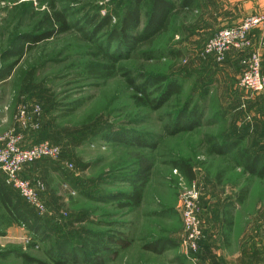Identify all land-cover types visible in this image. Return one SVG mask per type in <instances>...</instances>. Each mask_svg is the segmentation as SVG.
<instances>
[{
  "label": "rangeland",
  "instance_id": "1",
  "mask_svg": "<svg viewBox=\"0 0 264 264\" xmlns=\"http://www.w3.org/2000/svg\"><path fill=\"white\" fill-rule=\"evenodd\" d=\"M142 2L141 30L152 0ZM133 4L134 0H0V76L11 71L0 81V132L21 133L22 145L32 143L25 141L30 132L42 133L43 141L60 149L59 159L35 163L20 174L37 189L44 206L40 213L16 192L12 200L26 213L31 228L12 221L0 202V264H28L20 255L39 264H81L56 260V246L63 241L69 248L77 247L76 242L90 234L110 235L118 242L99 253L102 264H200L199 251L188 253L182 244L183 203L194 192L195 211L206 231L209 207L246 188L249 198L243 211H252L256 202L262 208L264 232V178L245 173L235 151L210 152L221 148L220 138L231 129L241 137L240 149L249 154L264 151V140L253 142L243 129L247 123L264 129V96L239 87L244 62L229 60L236 57L232 51L238 50H230L224 62L208 64L200 47L211 32L197 31L206 24L207 13L190 4L171 17L167 30L157 35L149 51L114 56L115 45L105 35L96 38L86 32L84 13L110 15L117 26ZM51 5L67 14L70 28L16 56V48L26 37L42 33L38 21L50 13ZM178 10L182 9L176 6ZM256 49L252 44L239 51L247 54ZM90 63L104 64L107 69L89 72ZM140 75L176 80L182 91L161 107L157 102H150L152 107L139 106L140 95L132 85L141 83ZM148 93H153L151 88ZM249 101H258L259 109ZM187 103L189 108L196 104L203 110V121L192 130L176 131L173 122L181 119ZM74 105H78L76 110L67 115L65 111ZM21 109L27 126L18 121ZM34 109L39 110L35 113ZM116 133L134 134L155 143V148L108 141ZM142 161L151 169L137 208L121 209L115 200H94L129 191L121 178ZM174 162L187 165L193 179L189 181ZM243 221L240 229L248 222L240 219V224ZM157 239L173 241L175 246L158 251Z\"/></svg>",
  "mask_w": 264,
  "mask_h": 264
},
{
  "label": "trees",
  "instance_id": "2",
  "mask_svg": "<svg viewBox=\"0 0 264 264\" xmlns=\"http://www.w3.org/2000/svg\"><path fill=\"white\" fill-rule=\"evenodd\" d=\"M179 8L182 10L176 11L175 3L169 0H152V5L150 12L148 14V20L141 30V14L143 11V2L142 0H134V4L131 9L127 10L118 25L116 26L112 23V18L110 15L100 16L98 14H93V16L85 15V25H87L86 32L90 33L93 37H98L100 34L105 35L110 45H115L114 56L118 54L124 53H143L149 51L153 45L154 41L160 33L167 30L171 17L174 15H178L183 12V9L188 8L190 5V0H179ZM84 9L80 12H84ZM67 23V14L64 11L55 10V6H50V13L46 14L41 20L38 21V30L41 31L40 35L29 36L26 37L16 48L15 55L21 57L24 52L30 51L35 48V46L42 41L56 36L58 34L66 32L70 27ZM218 30V29H217ZM216 30V31H217ZM210 34V36L205 40V42L213 36L216 32ZM205 42L201 45L200 48H203ZM29 43L27 47L26 44ZM109 50V49H108ZM202 50V49H201ZM110 51V50H109ZM236 54V58L238 60L243 61L247 54L244 51H232ZM227 52L225 54L224 59L221 62L226 60L228 55ZM243 53V54H242ZM201 55L204 56L203 52ZM113 57V56H112ZM204 58H207L208 64L216 62L215 58L212 55H206ZM210 66V65H209ZM212 66V64H211ZM88 71L93 73H98V71L105 72L104 70L107 67L104 64L100 63H90L88 65ZM209 68V67H208ZM10 70L5 71L2 76H0V81L4 80L6 77L10 75ZM138 81H141L140 84L132 85L136 94L140 95L137 97L136 102L139 106L150 107V102H157L156 106L161 107L164 103H166L173 95H177L182 91V84L177 82L176 80L158 77V76H145L140 75ZM152 89L153 93L149 94V89ZM150 96H155L154 99H149ZM78 105L72 106L70 109L65 111L67 115L72 114ZM152 107V106H151ZM190 109V110H189ZM182 117L181 119H177L173 122L174 130H192L200 126L203 121V113L202 109L196 104L189 108L188 103L182 108ZM188 110V112H186ZM181 111V110H180ZM172 127V128H173ZM169 128V127H168ZM236 133V132H235ZM29 137L32 138V145L34 143L43 141V134H37L36 132H30L28 134ZM227 138V137H226ZM210 140V139H209ZM223 142L221 144V148L213 147L210 149V152L216 153L219 155L229 153L230 151H235V155L239 158V162L237 163L239 166L242 165L245 173H248L251 176H257L260 178H264V155L258 153L259 151H255L253 154L246 153L243 149H240L239 144L241 142V137L235 135L232 138L224 139L220 138ZM23 141V140H22ZM108 141H113L117 144L121 145H135L137 147L149 146L150 148H155V143H146L143 141L141 137H138L134 134H123L120 135L118 133L114 134V136L110 137ZM211 141V140H210ZM148 144V145H147ZM22 145V144H21ZM22 145V146H29ZM48 159H43L40 161H36L34 163L28 164L25 167L31 166L35 163L47 162ZM173 166L180 171L184 172L183 174L190 181L193 179V172L191 169L181 162H174ZM24 167V168H25ZM151 169V166L145 161L141 163L140 167L133 171H129L126 175H123L121 180L124 184L129 186V191L123 193H108L111 194L107 198H97L99 202H112L115 200L118 208H130V207H138L141 203L142 199V186L144 185L148 173ZM186 171V173H185ZM120 178V177H118ZM85 187V186H84ZM16 190L7 186L4 183L3 175L0 173V202L8 209L9 216L12 221L19 222L31 228L29 222L25 216L26 213L22 212L18 207V204L15 203L12 199L17 198ZM87 192V191H86ZM97 191H94L93 194H96ZM102 190H99L97 195L100 194ZM247 189L243 188L239 191L237 201L242 202L247 197ZM18 193V192H17ZM91 193V192H90ZM15 195V197H14ZM19 195V193H18ZM85 195V194H84ZM90 195V194H89ZM20 196V195H19ZM25 214V215H24ZM202 222V221H201ZM203 225V223H202ZM91 235V234H90ZM82 237L81 240L76 242L77 247L71 245L72 247H68L67 243L60 242L56 246L57 255L56 260H73L79 261L81 264H102V258L99 256V253L104 252L110 249L111 244H118L117 241L112 239L110 235L103 237V235H92V236ZM203 236H204V228H203ZM202 236V239H203ZM202 239L199 241V249L202 245ZM158 242V243H156ZM155 247L158 246V251H162L165 247H174L175 243L173 241H169L167 239H157L155 241ZM161 246V247H160ZM153 247V250L156 251V248ZM198 249V251H199ZM98 254V255H97ZM94 255V256H93ZM24 262L28 264L40 263L36 259H31L26 256L20 255ZM90 256H93L92 258ZM82 260H79V259Z\"/></svg>",
  "mask_w": 264,
  "mask_h": 264
},
{
  "label": "crops",
  "instance_id": "3",
  "mask_svg": "<svg viewBox=\"0 0 264 264\" xmlns=\"http://www.w3.org/2000/svg\"><path fill=\"white\" fill-rule=\"evenodd\" d=\"M178 1H175L177 7L180 5ZM219 3L222 5H219L220 9L214 10L213 6H217ZM190 4L192 8L201 10L204 8L207 13V22L197 29L198 32L207 30V32L213 33L222 27L239 23L247 15L264 12V0H190ZM232 12L234 15L231 14ZM219 14H222L223 18H220ZM251 39L253 46H256L261 52L264 49V46L260 44L264 42V34L254 31ZM229 58L230 61H238L236 57L230 56ZM260 95L264 96V94ZM249 102L259 109V106L256 105L259 103L258 101ZM2 123L3 118L0 114V126ZM244 127L246 134L252 137L253 142L264 140V129L260 131L250 123L245 124L243 129H245ZM231 130L224 136V139L237 135ZM27 139L32 142L31 137H26L25 141ZM258 153L264 154V151ZM238 194L239 192H235L227 199H219L220 202L209 207L208 225L206 231L204 230L202 245L197 255V262L200 264H264V232L261 231L262 221L260 220L262 208H259L255 202L252 211H243L247 197L242 202H236ZM247 196L249 198L248 193ZM240 219L248 220L243 229L240 227L244 221L240 224Z\"/></svg>",
  "mask_w": 264,
  "mask_h": 264
},
{
  "label": "built area",
  "instance_id": "4",
  "mask_svg": "<svg viewBox=\"0 0 264 264\" xmlns=\"http://www.w3.org/2000/svg\"><path fill=\"white\" fill-rule=\"evenodd\" d=\"M254 31L264 34V13L250 14L241 19L235 25L225 26L218 29L203 46V54L212 55L221 62L225 54L230 50L248 49L252 45L251 35ZM264 45V42L260 43ZM257 48L254 52H248L243 60L245 69L239 79V87L245 90L264 94V69L261 67L260 53ZM22 110V109H21ZM19 111L18 121L27 126L25 111ZM39 110V109H38ZM38 110L34 109L37 113ZM23 135L14 129L0 133V173L4 183L16 190L26 202L35 206L43 213L44 206L40 202L38 192L33 184L21 177L23 168L31 163L43 159L57 160L60 157V149L40 141L29 146H22ZM194 191V190H193ZM196 192L190 195L183 203L184 238L182 244L186 252L195 253L199 249V241L203 236V225L195 211Z\"/></svg>",
  "mask_w": 264,
  "mask_h": 264
}]
</instances>
